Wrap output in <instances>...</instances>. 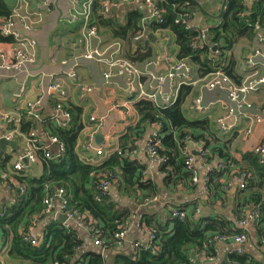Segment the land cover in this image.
Returning a JSON list of instances; mask_svg holds the SVG:
<instances>
[{"label":"crops","instance_id":"crops-1","mask_svg":"<svg viewBox=\"0 0 264 264\" xmlns=\"http://www.w3.org/2000/svg\"><path fill=\"white\" fill-rule=\"evenodd\" d=\"M5 1L12 12L11 16L15 11H20L22 15L28 16L36 22V26L30 32L24 31L21 25L18 28L21 36L35 43V46L30 49L34 63L28 65L23 73L0 70V139L15 126L14 121L8 122L1 119L3 115H10L13 119H21L20 128L24 118L31 121L34 125L32 132H35L44 143H47L46 138L49 135L74 140L76 142L75 153L86 164H104L114 154H121L124 137L130 129L136 128L141 120L134 106L140 100L129 93V80L127 78L115 77L106 82L104 73L107 71V67L102 63L84 59V55L89 49L86 41L90 43L91 49L100 50H106L110 45L119 42L122 45V57L126 59L139 57V60L134 63L143 70L146 68L147 62L156 61V65L150 70L156 74H167L179 60L177 59L179 49L174 43L175 34L168 29L160 30L155 26L157 21L151 19V11L145 0H129L121 7L111 6L108 16L105 17V19H109L115 15L116 19L123 24L128 23V17L131 13H137L140 18L137 22L139 32L132 41H124L115 37L101 26L97 27V38L91 39L86 36L84 18L80 16L84 12L85 3L93 2V0H52L48 7H42L38 0ZM113 1L101 0L100 6L104 2L106 4ZM190 1L192 4L190 7L192 23L196 27V32H207V46L212 50V58L219 64L218 50L213 51L215 47L219 49V46L212 42L209 30L223 24L230 0L227 1L222 15L224 0ZM238 1L247 11L245 15H250L257 6L264 5V0ZM187 5L189 6V3H186ZM181 7L184 8L185 6ZM165 12L167 13V11ZM76 16L78 17L76 18ZM219 16L220 18L217 19ZM262 34H264V28L259 31L254 39L240 38L228 53L224 52L227 59L225 65L232 63L234 74L240 82L238 84H241L254 70L264 76V57H255L257 50L264 54V43L262 45L258 43ZM139 36L140 39L137 41L136 37ZM11 39V41L0 40V51L11 53L17 48L16 40ZM250 61H254V67H251ZM63 62H67V65H64ZM191 66L192 75L190 79L192 81L201 79L203 76H200L197 68L193 64ZM74 69L76 77L69 76L71 70ZM56 83L62 84L66 93L65 98L55 94H47L48 88ZM192 87V95L182 106L184 116L192 122L208 121L210 123L211 132L208 131L204 134L198 130L195 132L196 135L205 136L211 152L213 146L225 147L231 157L232 165H227L226 162L222 161L223 159L213 153L202 159L200 155L202 149H205V141L192 140L193 143L187 147V150L195 158V170L200 181H203L209 174L221 172L220 164L228 166L227 172L218 182L214 181L212 190L203 182L194 184L189 178L187 181L173 178L168 183L166 181L168 175L162 171L161 165L151 161L145 153V145L153 134L155 126L153 124L140 126L134 148L130 142L123 154L128 160L138 162L142 166L145 172L142 181L145 179L151 182L152 187L138 191L139 194L135 195L136 193H129L124 188H120L119 180H116L112 185L113 201L120 210L126 211L127 221L130 222L131 228L123 247H115L110 252L103 254L104 257L108 258L109 264H113L112 259L117 252H133L135 250L134 244L137 243L148 245L146 220H150L152 223L160 221L163 226L168 225V232L173 230V226L170 224L172 209L184 208L190 214H194L195 206H197L199 213H196V216L222 218L232 227L234 226V229L241 230L238 226L240 217L262 206L256 203H264V178L259 177L256 169L253 170V173L251 172L256 185L248 190L241 191L237 183L232 181L240 175L241 171L251 168L245 160V156L257 154V148L264 145V121L262 124H251L249 120H245L236 131L224 134L220 132L216 121L226 111L225 95L219 92L203 93L200 86ZM85 88L92 90L87 93L84 92ZM199 95H202L205 104H214L205 113H196L193 109V101ZM40 97H44V100L38 112L39 118H27L28 104L37 101ZM250 101L254 105L253 115L264 120V87L258 93L251 95ZM59 108H64L73 116V124L66 129L60 128L55 120L56 110ZM186 112H190L191 117H187ZM199 114L204 118L198 119ZM92 116L97 118V122L91 121ZM100 123H102V127L99 126ZM250 126L252 134L248 136L246 131ZM177 132L178 130L172 128L163 134V139L173 136L176 140L178 138ZM21 135L23 137L14 140L17 144L15 147L6 146L2 150L0 149L4 158H8L7 163L0 169L1 173L5 179L15 183L19 182L17 179L19 176L36 180L41 179L45 173L41 160L36 163L23 162L27 169L26 172L18 173L14 170V166L25 153V136L27 135L22 133ZM98 136L103 138L102 142H97ZM90 139H93V145L96 149H103L104 154L102 156H97L95 151L86 149V144ZM216 140L220 142H216ZM163 150H166L164 145ZM181 153L187 157L184 152V145L181 147ZM258 159L260 167L264 170L259 155ZM220 186L221 189H219ZM220 190L222 191L220 192ZM154 193L156 196H153V199L156 201L150 204H145L143 199H139L154 195ZM15 203L14 196L7 190L4 189L0 192V207H12ZM241 207L244 208L240 210ZM258 220L251 223L246 229L248 241L244 246V253L254 264H264V243L259 237L264 231V219ZM33 222L35 233L40 238H43L49 225L54 222L60 223L56 220V215L53 217L44 216L39 219L34 217L30 225ZM62 225L65 226V224ZM21 229H26V227L23 226ZM74 230L79 233L80 239L84 242L80 252H92L101 249L94 246L85 228ZM11 245L12 238H5L0 234L1 263L32 264L10 256ZM214 250L211 257H206L205 254L195 251L192 256L194 264H232L230 257L237 254L238 248L233 241H230L216 244Z\"/></svg>","mask_w":264,"mask_h":264},{"label":"trees","instance_id":"trees-1","mask_svg":"<svg viewBox=\"0 0 264 264\" xmlns=\"http://www.w3.org/2000/svg\"><path fill=\"white\" fill-rule=\"evenodd\" d=\"M100 1L93 0L90 27L97 28L101 26L115 37L124 41H132L139 32L137 26V22L140 20L139 15L131 13L128 17V23H123L124 25L116 19L115 15L111 16L112 18L105 19L103 12L106 1L102 6H100ZM153 1L157 3L163 19V24L159 25L155 22V26L160 30L168 29L175 34L174 43L179 49L177 54L178 61L189 60L197 68L200 76H206L221 69L233 82L236 84L240 83L234 74L232 63L225 65L227 61L225 54L233 48L240 38L252 40L264 28V5L257 6L250 15H245L247 11L242 3L238 0H230L223 24L209 30L212 42L219 46L218 58L220 63L218 64L212 58V50L208 46L197 51L192 49V44L200 37V33L186 30L183 25L185 18L190 17L192 20L190 11L192 4L190 0ZM186 3H189V6H186ZM11 14L8 3L5 0H0V21L7 19ZM0 40L11 41L12 39L2 37L0 33ZM224 52L226 53L224 54ZM128 60L136 62L139 57H128ZM192 92L193 87L182 86L176 103L169 108L157 107L148 100L137 101L134 106L141 118L139 125L130 129L124 137L122 153L114 154L104 164L91 165L82 162L75 153L76 142L62 139L59 136L56 137L66 145L67 149L60 163L47 160L44 150H38V160H41L45 168L44 176L36 180H29L23 176L17 177L19 184L26 185L25 196L19 201L15 200L16 203L12 207H0V213L5 212L6 214L5 217L0 218V234L5 238H12L9 255L32 264H109L108 258L104 257L103 254L110 252L116 247L115 235L120 232L121 228L130 225V222L127 221L126 211L120 210L114 203L113 192L110 195H105L100 189V184L106 179L112 185L116 180H119L120 188H124L129 193H136L135 195L139 194L138 191H144L152 187L151 182L145 179L142 181V177L145 175L142 166L138 162L128 160L123 154L130 142L134 148V142L139 136L140 126L160 124L163 127V134H166L172 128L178 130L177 141L173 136H169L162 138L160 144V154L166 160L161 167L162 171L168 175L166 180L168 183L173 178L180 181H187L189 178L190 181H193L194 173L188 170L185 165L188 158L181 153V147H183L184 140L187 137L194 141H205L204 150L209 152V156L213 153L223 159L222 161L226 162L227 165H232L231 157L225 147L213 146L211 152L209 143L204 138L205 136L196 135L195 132L198 130L204 132V134L208 131L211 132L210 123L208 121L192 122L184 116L182 106L192 95ZM22 121L20 132L29 135L34 131V125L31 121H27L26 118ZM216 142L220 141L216 140ZM42 143L46 144L43 141ZM163 145L166 146V150H163ZM129 150H132V148H129ZM2 154L0 155V169L4 167L8 160ZM245 160L251 168L244 169V171L240 172V175L242 173L249 174L251 180L247 188L242 191H246L256 185L252 178L253 170L256 169L259 177L264 178V170L260 167L257 154L246 155ZM227 167L224 166L221 172L217 171L218 174L212 173L206 177L208 178L206 185L210 190L213 189L215 180V182H218L224 177ZM0 175L3 176L1 170ZM221 188L220 186L219 189ZM59 189L66 191V199L70 208L78 210L80 213H87L93 220L98 222L95 231L105 243L104 250L80 252L84 242L80 239L78 232L76 230L69 232L64 225L57 222L46 228L40 247H34L24 241V233L30 227L35 228L34 222L30 225L33 218L39 217L45 210L47 196L55 194ZM153 196H156V193L139 199H143V202H145L154 198ZM256 204H261L262 206L259 209L264 211V203ZM243 208L241 207L240 210ZM174 210L185 209H172V211ZM198 210L199 208L195 206V215L185 210L187 218L184 221L171 217L170 224L173 226V230L170 232L167 231L168 225L163 226L160 221L152 223L150 220H146V229H152L155 233L152 249L117 252L113 256V264H194L192 256L195 251L205 254L206 257L213 256L215 245L211 244L210 241L215 235L235 236L243 232L234 229V226L232 227L222 218L196 216ZM263 219L264 213L258 221ZM23 226L26 229H21ZM259 237L264 239V231ZM109 254L111 256V253ZM230 259L232 264H254L245 254H233Z\"/></svg>","mask_w":264,"mask_h":264},{"label":"built area","instance_id":"built-area-1","mask_svg":"<svg viewBox=\"0 0 264 264\" xmlns=\"http://www.w3.org/2000/svg\"><path fill=\"white\" fill-rule=\"evenodd\" d=\"M38 1H40L42 7H48L52 2V0ZM128 1L129 0H114L113 2H107L104 5V17L108 16L111 6L121 7ZM145 1L150 8L151 19L157 21L159 25L163 24V19L157 3L153 0ZM92 5V1L85 3L84 12L82 13V16H80L84 18L85 34L91 39L98 37V29L96 27H90ZM77 17L78 16H76V18ZM19 25L22 26L24 31L30 32L35 28L36 22H34L30 17L22 15L20 11H15L11 17L0 21L1 35L8 38H14L17 42V48L13 52L9 53L0 51V70L23 73L28 65L34 63V57L31 54L30 49L35 46V43L19 34ZM183 25L186 30L196 31V27L193 25L190 17L185 18ZM207 37L208 35L206 31L201 32L200 37L193 42L192 49L197 51L200 48L206 47ZM139 39L140 36L136 37L137 41ZM258 43L259 45L264 43V34L259 37ZM86 44L89 49L84 55V59L87 61L102 63L107 67V71L104 73V79L106 82H109L115 77L127 78L129 80V93L136 96L137 100H148L154 103L157 107L169 108L176 103L179 95V89L182 86H200L203 93L219 92L224 94L226 97V111L224 115L216 121L220 132L224 134L232 133L236 131L245 120H249L251 124H262L264 121L263 118L253 115L254 105L250 101V96L258 93L264 87V76L260 75L255 70L249 74L241 84L233 82L221 69L203 76L201 79L192 81L190 79L192 75V66L187 59L177 61L167 74H156L150 70L154 65H156V61L147 62L146 68L144 70L140 69L134 62L122 57V45L119 42L110 45L106 50L91 49L90 43L86 41ZM255 57H264V54L260 50H257L255 52ZM63 64L67 65V62H63ZM250 65L251 67H254V61H250ZM69 76L76 77L75 69L71 70ZM176 84L177 87H175ZM91 90L92 89L85 88L84 92L90 93ZM47 94H55L62 98L66 97L63 86L59 83L51 85L47 90ZM43 100L44 97H40L37 101L28 104L26 112L27 118H39L38 112L43 104ZM212 105L214 106L212 103L205 104L202 95H199L193 101V109L196 113H205L212 107ZM1 119L7 120L8 122L14 121L15 123V126L9 129V131L2 137L3 139H6L7 141H14L19 137H23L19 126L21 123L20 118L13 119L10 115H3ZM55 120L62 129L68 128L74 121L72 114L64 108L56 110ZM91 121L97 122V118L92 116ZM153 125L155 126V130L145 145V153L151 161L162 166L166 162L164 157L160 154L163 127H161L160 124ZM99 126L102 127V123H100ZM251 134L252 128L250 126V128L246 131V135L250 136ZM25 137V153L20 158L19 162L14 166V170L18 173L26 172L27 170L23 165L24 160H27L30 163H36L38 161L37 151L40 149L44 150L47 160L55 161L57 163H60L66 154V145L56 136H47L46 144L42 143V140L35 132H31ZM192 143L193 141L190 137H187L184 140V152L187 154L188 158L185 165L188 170H191L194 173L192 181L194 184L203 182L206 185L208 178H205L203 181L199 180L198 174L195 170V158L188 153L187 147ZM86 149L95 151L97 156H102L104 154L103 149H96L94 147L93 139H90L86 144ZM201 152L200 156L202 159L209 156L208 151L202 149ZM257 155H259L264 164V145L257 148ZM224 166L226 165L220 164V170L224 169ZM250 180L251 177L249 174L242 173L232 181L233 183H237L239 189L242 191L247 188ZM4 189L12 194L17 201H19L26 194V185L19 184L18 182H10L0 175V192ZM100 189L105 195H110L113 192L112 183L107 179L103 180L100 184ZM154 201H156V199L151 198L146 200L145 204H150ZM45 206L46 208L42 214L39 215V217L37 216L38 219L43 216L53 217L58 212L67 214L68 220L65 223V227L69 232H72L76 228H85L93 241L94 246L103 250L105 249V243L95 231L98 223L96 224V222L87 213H80L78 210L70 208L68 200L66 199V191L64 189H59L55 192V194L47 196ZM197 213H199V210ZM263 213L264 211H261V209H254L248 214L245 213L242 217H240L238 223L239 228L243 232L235 236L215 235L211 239L210 243L216 245L218 243L233 241L238 248L237 254L244 255V246L248 241L246 229L251 223L260 219ZM5 216V212L0 213V218ZM171 217L184 221L187 218V212L185 210H174L171 212ZM130 228L131 226L127 225L126 227L121 228L120 232L115 235L114 239L116 241V247L121 248L124 246V241ZM146 232H148L149 237L148 245L137 243L134 244L135 249H152L153 242L155 240L154 230L146 229ZM23 237L26 243H29L34 247H40L42 245L43 238L36 235L33 227H30L29 230L24 233ZM262 242L264 243V239H262ZM0 264L3 263L0 262Z\"/></svg>","mask_w":264,"mask_h":264},{"label":"water","instance_id":"water-1","mask_svg":"<svg viewBox=\"0 0 264 264\" xmlns=\"http://www.w3.org/2000/svg\"><path fill=\"white\" fill-rule=\"evenodd\" d=\"M227 1H228V0H224L221 15H222L223 12H224V9H225V7H226ZM207 15H208V14H207ZM221 15H220V16H221ZM220 16H219L217 19H219ZM209 17L212 18V16H209ZM217 50H218L217 47H215V48L213 49V51H217ZM80 54H81V53H80ZM96 139H97V142H98V143L103 141V138H102L101 136H98ZM16 145H17V144H16L14 141H7L6 139H3V138L0 139V149H1V150H2L4 147H6V146H12V147H15ZM24 162H25V163H28L27 160H24ZM56 220H58V221H59L60 223H62V224H65V223L67 222V220H68V215H67V214H64V213H62V212H58V213L56 214Z\"/></svg>","mask_w":264,"mask_h":264},{"label":"rangeland","instance_id":"rangeland-1","mask_svg":"<svg viewBox=\"0 0 264 264\" xmlns=\"http://www.w3.org/2000/svg\"><path fill=\"white\" fill-rule=\"evenodd\" d=\"M186 115H187V117H191V113L190 112H186ZM197 118L198 119H203L204 116H202L201 114H199ZM228 134H230V133H228Z\"/></svg>","mask_w":264,"mask_h":264},{"label":"bare ground","instance_id":"bare-ground-1","mask_svg":"<svg viewBox=\"0 0 264 264\" xmlns=\"http://www.w3.org/2000/svg\"><path fill=\"white\" fill-rule=\"evenodd\" d=\"M84 171V170H83ZM91 174V173H90ZM8 176V175H7ZM53 178V177H52ZM76 178V177H75ZM29 184V183H28ZM31 184V183H30ZM40 184V183H39ZM34 190V189H33ZM82 193V192H81ZM92 193V192H91ZM73 194V193H72ZM44 196V195H43ZM101 208V207H100ZM79 209V208H78ZM114 209V208H113ZM109 210V209H108ZM57 225V224H56ZM79 234V233H78ZM76 236V235H75ZM67 240V239H66ZM65 240V241H66ZM74 245V244H73ZM73 250V249H72Z\"/></svg>","mask_w":264,"mask_h":264}]
</instances>
